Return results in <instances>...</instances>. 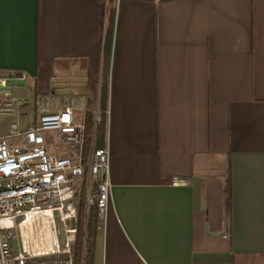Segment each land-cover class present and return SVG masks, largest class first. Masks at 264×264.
<instances>
[{"label":"crops","instance_id":"obj_1","mask_svg":"<svg viewBox=\"0 0 264 264\" xmlns=\"http://www.w3.org/2000/svg\"><path fill=\"white\" fill-rule=\"evenodd\" d=\"M107 5L0 0V82L27 100L0 137L39 96L100 111ZM105 146L92 264H264V0H116Z\"/></svg>","mask_w":264,"mask_h":264},{"label":"built area","instance_id":"obj_2","mask_svg":"<svg viewBox=\"0 0 264 264\" xmlns=\"http://www.w3.org/2000/svg\"><path fill=\"white\" fill-rule=\"evenodd\" d=\"M0 83V113H16L27 100ZM36 103L35 122L25 129L12 123L10 133L0 137V264H77L81 201L86 221L92 206L100 219L108 209L109 150L96 146L95 135L85 150L86 122L78 117L84 95L49 94ZM101 123L96 111L94 129ZM46 131L57 133L50 142L61 146V153L48 151Z\"/></svg>","mask_w":264,"mask_h":264},{"label":"trees","instance_id":"obj_3","mask_svg":"<svg viewBox=\"0 0 264 264\" xmlns=\"http://www.w3.org/2000/svg\"><path fill=\"white\" fill-rule=\"evenodd\" d=\"M116 13V0H108L106 14L104 17L105 29L103 40V69H102V84L100 93V112L102 115V123L95 129L93 126V114L88 113L85 117L86 122V146L85 150L89 149V141L95 135L97 147H104L106 143V130H107V110H108V95H109V62L112 52L113 32ZM227 200L228 210L230 208V178L227 179ZM86 205L82 200L79 205V228L78 238L75 244V262L81 264H92L95 252L97 229H98V211L95 206L91 207L88 219L85 216Z\"/></svg>","mask_w":264,"mask_h":264},{"label":"rangeland","instance_id":"obj_4","mask_svg":"<svg viewBox=\"0 0 264 264\" xmlns=\"http://www.w3.org/2000/svg\"><path fill=\"white\" fill-rule=\"evenodd\" d=\"M35 108H37L38 109V105H37V103H36V101H35V106H33V110L35 111ZM33 111V112H34ZM44 136H45V138H46V140H48L47 141V149H48V151H51V152H56V153H61L62 151L60 150L61 149V146H59L57 143H51L50 142V139L51 138H57V133L55 132V131H51V132H48V131H46V132H44ZM91 210V209H90ZM89 213H90V211H89ZM85 216H86V211H85ZM79 221H80V216H79ZM61 225H60V223H59V227H60ZM61 240H62V238H61Z\"/></svg>","mask_w":264,"mask_h":264}]
</instances>
